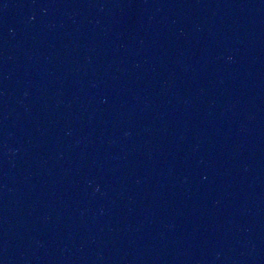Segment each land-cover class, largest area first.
I'll list each match as a JSON object with an SVG mask.
<instances>
[{
    "label": "water",
    "instance_id": "95a60500",
    "mask_svg": "<svg viewBox=\"0 0 264 264\" xmlns=\"http://www.w3.org/2000/svg\"><path fill=\"white\" fill-rule=\"evenodd\" d=\"M0 264H264V198L164 235L66 240Z\"/></svg>",
    "mask_w": 264,
    "mask_h": 264
}]
</instances>
